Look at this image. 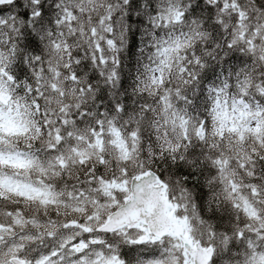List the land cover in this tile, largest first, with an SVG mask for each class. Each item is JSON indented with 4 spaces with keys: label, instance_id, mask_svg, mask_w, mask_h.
<instances>
[{
    "label": "snow or ice",
    "instance_id": "6c2138e0",
    "mask_svg": "<svg viewBox=\"0 0 264 264\" xmlns=\"http://www.w3.org/2000/svg\"><path fill=\"white\" fill-rule=\"evenodd\" d=\"M0 264H264V0H0Z\"/></svg>",
    "mask_w": 264,
    "mask_h": 264
}]
</instances>
